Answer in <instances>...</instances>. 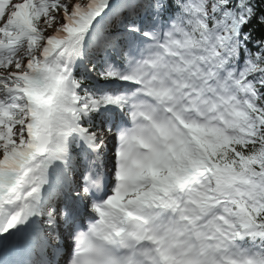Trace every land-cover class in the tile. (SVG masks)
<instances>
[{"label": "snow or ice", "instance_id": "6c2138e0", "mask_svg": "<svg viewBox=\"0 0 264 264\" xmlns=\"http://www.w3.org/2000/svg\"><path fill=\"white\" fill-rule=\"evenodd\" d=\"M0 264H264V0H0Z\"/></svg>", "mask_w": 264, "mask_h": 264}]
</instances>
